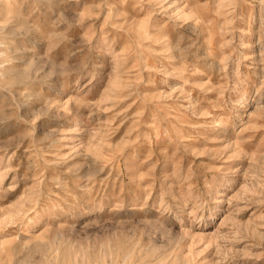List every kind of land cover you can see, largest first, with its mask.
<instances>
[{
	"label": "rangeland",
	"instance_id": "374dc122",
	"mask_svg": "<svg viewBox=\"0 0 264 264\" xmlns=\"http://www.w3.org/2000/svg\"><path fill=\"white\" fill-rule=\"evenodd\" d=\"M0 264H264V0H0Z\"/></svg>",
	"mask_w": 264,
	"mask_h": 264
}]
</instances>
